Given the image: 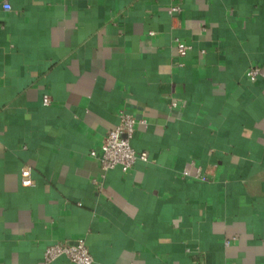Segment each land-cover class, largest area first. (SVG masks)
I'll use <instances>...</instances> for the list:
<instances>
[{
	"label": "crops",
	"instance_id": "1",
	"mask_svg": "<svg viewBox=\"0 0 264 264\" xmlns=\"http://www.w3.org/2000/svg\"><path fill=\"white\" fill-rule=\"evenodd\" d=\"M122 109L148 158L104 171ZM80 238L91 264H264V0H0V264Z\"/></svg>",
	"mask_w": 264,
	"mask_h": 264
},
{
	"label": "built area",
	"instance_id": "2",
	"mask_svg": "<svg viewBox=\"0 0 264 264\" xmlns=\"http://www.w3.org/2000/svg\"><path fill=\"white\" fill-rule=\"evenodd\" d=\"M2 7L6 10L10 9V5L4 2ZM179 11V6L171 5L170 12ZM177 48L180 55H184L189 46L176 39ZM259 73L258 66H251L245 73L246 78L254 81ZM50 102V97L44 95L42 103L47 105ZM176 106L175 101L170 102V107ZM137 122L144 123V119L137 120L133 114L125 109L118 113V123L110 128L102 141L99 152L91 151V155L95 156L99 161L101 168L104 171L120 167L123 172H127L136 162L141 159L146 161L148 156L146 151H136L130 144V139L134 132V127ZM21 182L28 185L32 182L30 169L22 167L20 170ZM202 180H206L205 176H201ZM227 243V242H226ZM64 256L73 264H91L93 258L83 239H77L74 242H58L50 244L45 248L44 261L50 263L58 257Z\"/></svg>",
	"mask_w": 264,
	"mask_h": 264
}]
</instances>
